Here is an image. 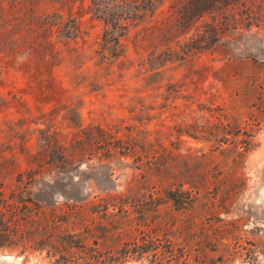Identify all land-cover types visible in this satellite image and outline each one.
Listing matches in <instances>:
<instances>
[{
  "label": "rangeland",
  "instance_id": "374dc122",
  "mask_svg": "<svg viewBox=\"0 0 264 264\" xmlns=\"http://www.w3.org/2000/svg\"><path fill=\"white\" fill-rule=\"evenodd\" d=\"M154 1L153 16L124 31L123 55L99 63L102 24L91 17L89 0H0L5 197L16 190L17 174L26 181L28 171L40 172L27 189L41 205H52L45 207L46 219L53 214L65 233L86 228L101 243L108 227L103 213L77 208L65 197L96 201L127 193L129 182L139 193L164 187L188 191L194 203L186 210L163 205L158 214L169 220L167 234L181 245L188 264H264V122L255 126L249 119L256 106H264V0L239 1V15L247 13L245 5L255 14L249 28L242 23L206 50L162 67L149 62V55L156 48L164 60V47L144 29L167 17L174 0ZM212 18L204 15L188 36ZM42 19L50 25L45 43L34 48L29 42L42 32L37 28ZM72 25L79 30L75 38ZM45 135L59 152L45 151ZM127 139L144 146L164 174L134 169L132 159L121 164L114 153L108 158L106 148L117 151L118 142ZM142 210L130 208L129 218H140ZM128 238L121 231V242ZM0 264L51 261L45 251L26 260L0 251Z\"/></svg>",
  "mask_w": 264,
  "mask_h": 264
},
{
  "label": "trees",
  "instance_id": "16d2710c",
  "mask_svg": "<svg viewBox=\"0 0 264 264\" xmlns=\"http://www.w3.org/2000/svg\"><path fill=\"white\" fill-rule=\"evenodd\" d=\"M89 1L91 17L102 24V33L95 52L99 63H109L111 59L121 57L124 53L121 42L124 31L130 24H138L146 16L152 17L155 10L154 0ZM239 1L174 0L168 8L167 17L144 29L147 37L158 39L164 47L163 56L167 57L162 60L161 55H155V48L149 55V59L152 58L149 62L160 61L159 67H162L172 59L184 60L189 54L194 55L206 50L229 30H238L242 23L248 24L249 28L255 20V14L247 5L243 6L244 3H241L247 13L239 15ZM206 14H213L212 22L202 26V30L195 29V33L188 36L196 22ZM31 22L32 20L28 23L29 26L34 25ZM49 25L46 19L39 21L37 28L42 32L31 36L29 46L35 48L45 43L43 34ZM70 29L76 33L75 38L79 32L78 26L72 25ZM67 35L70 34L66 33L65 36L68 37ZM182 41L185 43L180 48ZM260 95L261 104H264V91L261 90ZM249 119L255 126L263 123L264 106H256L255 111L250 112ZM45 136L48 139L47 145L44 146L45 151L48 154L59 152L60 147L55 146L48 135ZM43 142L45 143L44 140ZM118 144L120 146L117 151L109 146L106 148L108 158L113 157L114 153L121 157V164L127 159H132L134 169H148L156 171L159 175L164 174L165 169L160 164L149 161V153L144 146H136L137 143L131 139L120 140ZM84 153L85 150L81 149L78 154ZM27 176L24 181L22 173L17 174L16 190L10 191L8 197H5L3 184L0 182L1 252L15 254L26 260L45 251L51 264H125L129 261H145L147 264H188L181 245L173 242L167 234L169 220L158 215L163 205L175 211L186 210L194 203V198L188 191L164 187L153 192L139 193L133 191L134 186L129 182L127 193L107 194L96 201L88 202L79 196L65 197L75 202L77 208L88 207L103 213L108 227L103 234L104 240L99 243L97 237L86 228L79 234L65 233L58 230L53 214L46 219L45 207L52 205L48 202H45L44 206L41 205L27 189L36 180V176H40V172L36 174L28 171ZM160 180L162 184L166 182L164 178ZM138 205L143 206L140 218L130 219L128 211ZM52 208L53 212L55 209ZM109 209L116 210L119 216L109 214ZM148 211L155 213L156 218L152 219ZM121 213L124 214L123 221ZM121 231L124 235H129V238L122 242Z\"/></svg>",
  "mask_w": 264,
  "mask_h": 264
}]
</instances>
